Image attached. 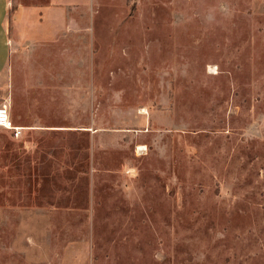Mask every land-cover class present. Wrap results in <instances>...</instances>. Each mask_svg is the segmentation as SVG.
Segmentation results:
<instances>
[{
  "label": "rangeland",
  "instance_id": "374dc122",
  "mask_svg": "<svg viewBox=\"0 0 264 264\" xmlns=\"http://www.w3.org/2000/svg\"><path fill=\"white\" fill-rule=\"evenodd\" d=\"M46 1L9 14L0 264H264V0Z\"/></svg>",
  "mask_w": 264,
  "mask_h": 264
},
{
  "label": "crops",
  "instance_id": "0c3cea01",
  "mask_svg": "<svg viewBox=\"0 0 264 264\" xmlns=\"http://www.w3.org/2000/svg\"><path fill=\"white\" fill-rule=\"evenodd\" d=\"M13 2L14 0H0V86L1 82H3L2 79L3 76H5L8 62L10 61L14 51L10 30L11 23L9 22L10 9ZM79 2H82V0H47L44 4L35 3L27 6L21 5L18 10H16V14L17 16L24 14L42 15L47 24L49 23L50 16L54 15L56 20H58L61 16L60 20L55 23H51L50 29L53 30V26H56L58 29L60 25L61 28L65 25L62 18H64L66 13V7L77 5ZM8 77L10 78L11 75H8ZM4 83L6 84V81H4ZM10 117L12 119L11 112ZM12 122L15 124L13 119Z\"/></svg>",
  "mask_w": 264,
  "mask_h": 264
},
{
  "label": "built area",
  "instance_id": "2783aa9c",
  "mask_svg": "<svg viewBox=\"0 0 264 264\" xmlns=\"http://www.w3.org/2000/svg\"><path fill=\"white\" fill-rule=\"evenodd\" d=\"M0 126L16 129V126L13 124L10 117L9 109L6 105H0Z\"/></svg>",
  "mask_w": 264,
  "mask_h": 264
}]
</instances>
